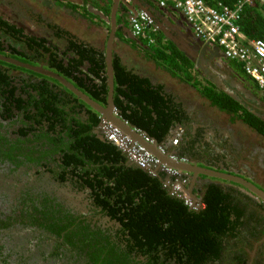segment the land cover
<instances>
[{"label":"trees","instance_id":"16d2710c","mask_svg":"<svg viewBox=\"0 0 264 264\" xmlns=\"http://www.w3.org/2000/svg\"><path fill=\"white\" fill-rule=\"evenodd\" d=\"M203 1L213 8L228 6L235 9L239 2L245 0ZM237 24L246 37V43L264 41V0L245 3ZM61 33L74 37L69 31L61 30ZM158 35V45H150V57L172 75L198 86L191 76L192 62L172 44H161L163 38L160 33ZM46 42L47 39L31 37L25 43L28 47L21 60L39 64L45 54L49 55L48 69L58 72L91 99L107 106L109 85L105 51L92 46H79L73 39L63 40L57 45ZM142 42L149 43L148 40ZM58 45L64 46L62 54ZM44 49L47 52H43ZM69 50H76L77 53L70 55ZM230 63L238 75L250 81L243 63L236 60H230ZM85 66H89L88 73L83 71ZM113 66L114 104L123 120L149 138H155L165 151L174 152L179 158L193 161L207 153V150L203 152L192 144L188 148L192 151L191 155L187 154L185 147L190 143L187 139L189 141L191 136L193 119L182 103L167 96L165 85L153 83L150 77L135 73L117 55H114ZM17 70L20 68L12 65L0 67V102L3 101L10 117L13 116L12 110H22L24 124L34 121L36 125H41L45 120L56 133L62 127L57 121L66 127L71 146L65 155L67 168L60 175L61 180H67L69 174L73 182L82 181L85 188L92 190L96 205L121 224L114 240L110 236L100 239L98 236L101 233L90 231L88 227L79 228L77 232L68 231L65 240L75 250L86 253L88 264H137L136 258L140 255L147 257L149 264H247L250 258L248 250L263 236V204L218 179L194 189L200 199L198 204L202 203L204 207L190 209L184 199L172 192V181L177 178L172 177L168 185L166 173L155 176L137 164H131L126 153L93 132L100 123L99 115L92 114L94 121L90 124L71 117L66 110L84 106L88 107L87 110L92 109L76 100L70 90L57 80L41 74L40 82L28 81L19 88L12 77V72L17 74ZM90 72L95 75L94 79L88 76ZM85 77L91 81L90 84L84 80ZM208 84L200 91L221 109L219 111L229 115L232 124H244L264 136V118L216 89L210 81ZM74 101L76 104L73 105ZM30 125V130L37 129L34 123ZM177 127H183L185 131L180 136L179 146H174L173 132ZM46 137L53 142L64 141L60 135L51 136L49 130L40 134V139ZM168 141L171 142L169 146ZM55 227L52 224L50 229ZM75 238L78 240L75 241ZM259 258L260 255L255 256L254 264H264Z\"/></svg>","mask_w":264,"mask_h":264},{"label":"flooded vegetation","instance_id":"af4514ba","mask_svg":"<svg viewBox=\"0 0 264 264\" xmlns=\"http://www.w3.org/2000/svg\"><path fill=\"white\" fill-rule=\"evenodd\" d=\"M36 1L38 2V0H0V56L4 58H0V67L12 65L20 68V70H17V74H14L16 71H14V73L12 72L13 81L19 88L28 81L40 82V74L50 78L53 77L43 74L42 72L21 67L6 60V58L59 74L47 68L50 61V56L47 54L44 55L43 60L39 64H31L21 60L24 51L26 52L25 48L28 47L25 43L29 41L31 37L47 39L48 42H46V44L53 42L54 45L61 44L63 40L73 39L77 41L79 46L96 47L98 50H104L105 53L110 38L109 34L105 47L99 48L98 45L96 46L93 39H91L92 41H88V39L81 38L78 36L79 33L75 34V32H72V30L62 25L64 21L56 20L55 14H58L62 17L65 16L74 26L82 25L84 20L79 10L82 9V6H85V0H39L41 3L44 1L40 7L36 5ZM88 1L92 4H99L102 0ZM105 1L107 2L108 0ZM89 9L93 11L91 8ZM65 17L63 18L65 19ZM89 28L94 31L93 36L95 39L102 37V29L100 27L97 29L93 26H89ZM61 30L69 31L74 37L71 38L63 35ZM211 46L218 49V51H223L217 44ZM58 47L60 48L58 51L62 54L64 49L62 47L64 46L61 47L58 45ZM43 52H47V50L44 49ZM68 53L73 55L77 53V51L69 50ZM36 58L39 60L38 56ZM219 60L218 69L229 66V64L231 65V59L225 55L224 57L221 56ZM88 67L89 66L83 67V71L88 73ZM199 72H202V70H199ZM210 75L213 74L210 73ZM84 76L86 75L84 74ZM88 76L92 79L95 78V75L91 72ZM238 78L241 79L240 81L244 83V86L245 83H247V85L240 91L231 89L233 92L232 95L224 92L247 107L248 110H251L257 116L264 118V91L251 77L248 76L252 83L241 75H238ZM55 80L62 84L58 79ZM84 80L89 82V84L91 83L86 77ZM95 81L98 82L97 79ZM69 82L76 89L80 90L71 81ZM193 82H197V80L194 79ZM51 85L54 86L52 82ZM62 85L74 94L76 100L79 99L92 109L87 110L88 107L85 106L82 107L83 109L77 107V110H66L68 114L72 115L71 117L81 119V121L86 124H90L94 121L91 117L92 114H97L96 117L99 115L100 123L93 129V132L99 134L101 138H105L102 131V124L105 121L112 122L104 118L98 110L84 101L74 91L64 84ZM197 85L198 86H192L200 92L205 101L210 102L211 107L209 106V108H218L200 91V88L205 86L199 85L198 82ZM207 86H209V84ZM80 91L88 95L84 91ZM165 93L167 96L173 97L176 102L181 103L178 93L170 86H166ZM108 100L109 94L107 102ZM2 102L3 101L0 102V264H88L89 258L86 253L75 250L65 240L68 231L73 230L77 232L79 228L88 227L90 231L101 233L98 238L104 239V237L110 236L111 239L114 240L121 224L107 211H104L101 207L96 205L92 198V190L88 187L85 188L82 181L78 182L76 180L73 182L71 178L72 175L69 176V174H67V180H61L60 175L64 173L67 168L64 164L65 155L69 153V147L71 146L68 129L66 127L64 128L58 121L57 124L62 127L57 129V133L51 130L50 125H48L45 120L41 125H36L34 121L24 124L23 111L14 109L12 110L13 116L10 117V112L4 108ZM74 104H76L75 101L73 105ZM183 108L186 110L184 106ZM202 108L206 112V108L203 106ZM31 111L33 113L36 112V110ZM113 115L120 117L116 110L113 111ZM225 118L224 120L219 118L217 120V118L211 116L209 121L213 124L214 122L216 123V125L214 124V127H216L214 132H210L214 130L213 127L206 125L204 122L202 123L200 119L197 120L196 126L199 129H203V137L200 139L198 138L197 141H193L196 136L193 134L189 138V146L185 147V149L187 154L191 155L192 151L188 148L195 142V145H197L198 141H201V144H205L206 140L203 138L206 135H211L210 137H213L215 142H217V140H224L227 144H225V149L220 151L221 154L219 152L213 154L212 150L209 151L211 143L210 146H206V149H209L202 158L199 157L191 162L194 165L200 166V161L208 164V162L204 160L210 159L213 160V165H215L214 170L217 172L236 175L249 180L236 171L231 172L229 170L231 168L229 167H231V163H234L235 160H239V158L245 160L254 153L255 155H263L264 136L254 129L241 124V126L257 134L251 135L250 137L249 133H246L242 128L236 126L238 123L232 124L230 122L228 114ZM32 123L35 124L37 129H29ZM48 130L51 136L60 135L64 138V141L53 142L49 141L47 137L40 139V134L42 132H48ZM22 131H24V133H22ZM227 132H230L229 136H227ZM198 136L199 135H197V137ZM259 143H261V146L257 148L256 146ZM167 145H171V142L168 141ZM253 147H255V149L250 151ZM260 149H262V151H259ZM217 156H220V158L217 159ZM248 164L249 165L243 166L246 170L250 171L249 166L252 169V165L250 163ZM219 168L221 170H219ZM259 177L264 180V166L261 167ZM213 180L214 179L207 178L206 175H198L195 177L192 174L189 178L184 179V183L182 179L180 181L182 184H185L187 189H190L192 194L196 197L194 189L198 188V186L201 187L203 183H211ZM219 181H221L222 184L238 188L241 192L252 197L256 202L264 205L262 199L253 195L242 185L223 179H219ZM249 181L253 183L251 180ZM193 183L194 185L191 187ZM253 184L256 185L255 183ZM256 186L264 190V187L261 188L258 185ZM182 197L185 201L187 198L186 203L192 210H199L204 207L200 204L197 206L192 198L191 202H189L190 196L187 194L185 195L186 198L184 196ZM252 216L255 218L259 217L257 215ZM52 224L56 227L51 230L50 227ZM74 240L77 241L78 238ZM248 252H250V258L247 264H254L253 259L257 255L261 256L259 260L261 263H264V232L262 238L255 242L253 248L248 250ZM136 260L138 261L137 264H149L148 258L145 256L140 255Z\"/></svg>","mask_w":264,"mask_h":264},{"label":"crops","instance_id":"0c3cea01","mask_svg":"<svg viewBox=\"0 0 264 264\" xmlns=\"http://www.w3.org/2000/svg\"><path fill=\"white\" fill-rule=\"evenodd\" d=\"M84 5L85 6H82V9L79 10L84 20V33L88 34L89 37L94 40L96 46L98 45L99 48H104L109 38V34L111 35L113 30L112 15L114 13L116 17V19H114L116 22L113 41L114 55L119 56L124 65L133 70L135 73L142 75L143 77H150L153 83L163 84L165 85V88L166 86H170L174 89L175 92L178 93L181 100L180 102L185 107L188 114L191 117L193 116V130L200 132V135L202 136L203 129L197 128V120L200 119L202 123L204 122L206 125L213 127L214 130L210 132H214L216 130L214 124L216 125V123L213 121V124L209 121L211 116L217 118V120L218 118L221 120L226 119L225 117L227 114L225 113V115L224 112L219 111V108H209V106L211 107L210 102L205 101L200 92L197 91L191 84L182 81L179 77H176L166 71L164 67L159 66L150 57L151 50H149V48L151 46L143 43V39L134 36L130 24V11L135 10L140 12L144 10L155 19L159 29L158 33H160V37L163 38V45L169 46L172 44L178 52L192 62L193 67L190 69L191 76L193 75V72L195 74H200V76H202L207 83L210 81L216 89L225 91L231 95L233 93L231 89L238 91L243 89L247 83H245L244 86V83L240 81L241 79L238 78V74L230 64L229 66L218 69V63L220 62L219 59L221 56L224 57L223 51H218V49H215L213 46H208L199 40L194 32L193 26L187 20L185 15L174 6L173 2H170L166 7H161L154 0H132L130 4H125L122 0H118V2H115L114 0H109L107 2L102 0L99 4H92L90 1L85 0ZM127 5H130V7ZM88 7L93 11H91ZM98 11L104 13L108 20L103 17L104 15L96 13ZM69 25L71 26L69 27ZM89 26H93L97 29L100 27L102 29V37L95 39L93 36L94 31L90 29ZM66 27L72 30L75 26L72 23H67ZM73 32H75V30ZM78 33V36L81 37L80 32ZM91 39L88 41H92ZM199 70H202V72H199ZM210 73L213 75H210ZM202 106L206 108V112L203 110ZM237 126L242 128L246 133H249L250 137L251 135H257L241 125ZM180 131L182 132L181 129ZM229 133L227 132V136H229ZM210 136L211 135H206L203 139L206 140V146H210V144L213 143L211 144V148L214 149L207 148V150H212V153L215 154L216 152L220 153L221 150L225 149L224 147L227 143H225L224 140H217V142H215V139ZM196 140L197 139H195V141ZM187 142H189L188 139ZM260 146L261 143H259L256 147L259 148ZM253 149H255V147H253L250 151H253ZM259 151H262V149ZM205 154L206 153H203L199 155V157L202 158ZM239 160H235L234 163H231V167L228 166L231 168L229 170L231 172L236 171L238 174L248 178L261 188L264 187V180L259 177L261 167L264 166V154L260 156L258 154L255 155L254 153L245 160L241 158H239ZM248 163L252 165V169L249 166L250 171L246 170L243 166L249 165ZM219 170L221 169L219 168Z\"/></svg>","mask_w":264,"mask_h":264},{"label":"built area","instance_id":"2783aa9c","mask_svg":"<svg viewBox=\"0 0 264 264\" xmlns=\"http://www.w3.org/2000/svg\"><path fill=\"white\" fill-rule=\"evenodd\" d=\"M132 0H123L126 4ZM161 7L168 5L171 1L176 8L181 10L188 21L192 24L196 34L206 43L217 44L224 50V54L229 59L242 61L247 74L264 91V41H253L246 44V37L241 32L237 21L239 13L244 4L250 0L241 1L237 8L220 6L218 9L208 7L203 0H154ZM130 24L134 36L148 40L150 44H156L158 26L155 19L147 12L140 11L136 14L131 13ZM104 135L114 142L123 152L126 153L129 160L155 175L158 168L159 173H166L169 176L177 178L172 181L173 194L180 195L182 187L179 172L163 164L162 161L154 156L146 147L125 134L114 124L105 121L102 124ZM178 140L174 141L177 144ZM156 176V175H155ZM184 183V179L182 178ZM170 183V181H168ZM182 184V183H181ZM182 196V195H181Z\"/></svg>","mask_w":264,"mask_h":264},{"label":"water","instance_id":"95a60500","mask_svg":"<svg viewBox=\"0 0 264 264\" xmlns=\"http://www.w3.org/2000/svg\"><path fill=\"white\" fill-rule=\"evenodd\" d=\"M109 1V0H108ZM115 2H118V0H114ZM123 1V0H122ZM127 4V3H126ZM130 7V5H127ZM144 11V10H143ZM133 14L138 13V11L132 10L130 11ZM99 13L100 15H104L103 17L108 20L107 16L102 13V12H96ZM148 13V12H147ZM112 25H113V30L111 32L109 41H108V45L106 48V62H107V69H108V81H109V100L107 103V106H102L101 104L97 103L96 101L92 100L88 95H85L84 93H82L80 90L76 89L68 80H66L63 76L56 74L54 72L51 71H47L43 68H37V67H33L30 64H26V63H22V62H18L15 61L13 59H7L10 62H13L21 67L27 68V69H31V70H35L37 72H42L43 74H46L48 76H51L55 79H58L60 82H62V84H64L65 86H67L69 89H71L72 91H74L77 95H79L84 101H86L88 104H90L93 108H95L96 110H98L102 116L106 119H108L109 121H111L112 123H114L117 127H119L123 132H125L126 134H128L133 141L138 142L140 145L146 147L154 156H156L157 158L161 159L162 162H164L165 164H168L169 166L176 168V169H182V170H186L189 171L191 173H193V176L197 177L199 174H204L207 175L209 177H215V178H219V179H223V180H227L230 182H234V183H238L240 185H242L245 189L249 190L253 195L259 197L260 199H262L264 201V190H261L260 188H258L256 185H254L253 183H251L249 180L245 179V178H241L239 176L236 175H230V174H226V173H222V172H217L216 170L213 169H208V168H201L197 165H193L191 163H179V162H175L170 158L169 153H163L160 148H159V142L155 139L152 138V143H149L145 140L144 137H148L146 133L143 132H137L136 128L130 126L128 123H126L124 120H122L120 117H117L115 115H113V111L116 110V112L120 115V112L116 109L117 107L114 104V100H113V94H114V86H115V82H114V66H113V57H114V53H113V41H114V33H115V14L113 13L112 15ZM0 58L4 59L2 56H0ZM222 165V164H221ZM220 165V166H221ZM159 169V168H158ZM155 170V175L159 176V170ZM168 185H170V183H168ZM179 187H182V190L188 194L189 196H192L194 199V195L192 194V191L190 189H185V187L181 184L178 183ZM194 185V183L191 185V187Z\"/></svg>","mask_w":264,"mask_h":264},{"label":"clouds","instance_id":"9594fccd","mask_svg":"<svg viewBox=\"0 0 264 264\" xmlns=\"http://www.w3.org/2000/svg\"><path fill=\"white\" fill-rule=\"evenodd\" d=\"M43 2V1H42ZM171 1H169L168 2V4L170 3ZM44 3V2H43ZM130 4V3H129ZM206 4V3H205ZM207 5V4H206ZM175 6V5H174ZM208 7H211V6H209V5H207ZM166 7V6H165ZM220 7V6H219ZM218 7V8H219ZM211 8H213V7H211ZM218 8H214V9H218ZM181 11V10H180ZM139 12V11H138ZM131 15V14H130ZM188 20V19H187ZM191 24V23H190ZM192 25V24H191ZM194 29V28H193ZM159 31V30H158ZM194 32H195V29H194ZM195 34H196V32H195ZM197 35V34H196ZM158 34L156 35V38L158 39ZM197 37L199 38V40H201L202 42H204L205 44H207L208 46H211V44H209V43H206L202 38H200L198 35H197ZM256 41H259V40H256ZM260 41H262V40H260ZM149 42V41H148ZM201 42V43H202ZM253 41H250L249 43H246V44H250V43H252ZM149 45H154V46H157L158 45V40H157V43L156 44H150V43H148ZM161 44H163L162 43V41H161ZM222 50H223V48H222ZM223 53H224V50H223ZM225 55V54H224ZM231 60H236V59H231ZM236 61H238V62H241V63H243L242 61H239V60H236ZM243 65H244V63H243ZM244 69H245V66H244ZM245 72H246V70H245ZM246 74H247V72H246ZM248 75V74H247ZM140 76H142V75H140ZM249 76V75H248ZM193 77H194V79L195 80H197V82H198V84L199 85H202V86H207L208 85V83H207V81L202 77V76H200V74H195L194 72H193ZM250 77V76H249ZM193 79V80H194ZM190 84V83H189ZM187 112V111H186ZM192 118V117H191ZM119 128V127H118ZM193 128H194V123H193V121H192V129H191V136L194 134V135H196L195 137H194V140L193 141H195V139H197L198 140V138L200 139V138H202L203 137V135L201 136L200 135V132H198V131H195V130H193ZM180 129L182 130V132L180 131ZM137 130V132H139L140 130H138V129H136ZM184 128L183 127H177L176 128V130L173 132V141H172V144L174 145V146H179V142H180V137H177V136H181L183 133H184ZM141 132V131H140ZM194 132V133H193ZM125 133V132H124ZM196 133V134H195ZM126 134V133H125ZM128 135V134H127ZM197 135H199L198 137H197ZM105 136V135H104ZM190 136V137H191ZM189 137V138H190ZM105 138L108 140V141H110L106 136H105ZM145 138V140L147 141V142H149V143H152L153 141H152V138H149V137H144ZM175 140H178V142H177V144H174V141ZM196 140V141H197ZM110 142H112V141H110ZM112 143H114V142H112ZM196 143V142H195ZM195 143H193V145H195ZM115 144V143H114ZM213 144V143H212ZM116 145V144H115ZM117 146V145H116ZM196 147H200L203 151H205V150H207L206 149V145L205 144H201V141H198V144L197 145H195ZM202 146V147H201ZM118 147V146H117ZM119 148V147H118ZM159 148H160V150L163 152V153H169V155H170V158L173 160V161H175V162H179V163H191V164H193L188 158H179L174 152H168V151H165L160 145H159ZM120 149V148H119ZM210 149H214V148H210ZM121 150V149H120ZM123 151V150H122ZM208 152V151H207ZM125 153V152H124ZM129 159V158H128ZM161 160V159H160ZM130 161V160H129ZM205 162H208V164H205L203 161H200L202 164H205V165H200L199 167H201V168H208V169H213L214 170V166L215 165H213V160H208V159H205L204 160ZM131 163H133L132 161H130ZM163 164H165L164 162H162ZM210 163V164H209ZM194 165V164H193ZM167 166H169L168 164H167ZM169 167H171V166H169ZM171 168H173V167H171ZM174 169H176V168H174ZM178 172H179V174L180 175H177V176H180V178L182 179H185V178H189L193 173H191V172H189V171H186V170H182V169H176ZM167 175V174H166ZM202 175H204V174H199V176H202ZM172 177L173 176H169V175H167V179H168V181H172ZM206 177L207 178H209V179H214L212 182H216L217 180L216 179H218V178H215V177H209V176H207L206 175ZM184 187H185V189H187V187H186V185L185 184H182ZM183 191V190H182ZM185 192L183 191L180 195H178L179 197H181L182 199H183V194H184ZM182 195V196H181ZM185 195H186V193H185ZM188 195V194H187ZM252 196V195H251ZM195 197V196H194ZM186 198V197H185ZM193 199L194 201H195V203L197 204V206H199V204H198V202H200V199H198V196L196 195V197H195V199L192 197V196H190V199ZM186 202H187V198H186ZM201 205H203L202 203H201Z\"/></svg>","mask_w":264,"mask_h":264},{"label":"rangeland","instance_id":"374dc122","mask_svg":"<svg viewBox=\"0 0 264 264\" xmlns=\"http://www.w3.org/2000/svg\"><path fill=\"white\" fill-rule=\"evenodd\" d=\"M38 2H39V0H38ZM38 2L36 1V5H37L38 7H40V5L43 4V2H42V3H41V2L38 3ZM55 18H56L57 21H64V22L62 23V25H64V26H66L67 23H72V22L69 21L66 17H65V19H64L62 16H60V15H58V14H55ZM70 26H71V25H69V27H70ZM74 30H75V33L80 32L82 38H84V39H88V40L91 39V38L89 37L88 34L84 33L85 30H84V25H83V24H82V25H76L75 27L72 28V32H73ZM84 36H85V37H84ZM183 196L185 197V193L183 194ZM203 206H204V205H203Z\"/></svg>","mask_w":264,"mask_h":264},{"label":"bare ground","instance_id":"6f19581e","mask_svg":"<svg viewBox=\"0 0 264 264\" xmlns=\"http://www.w3.org/2000/svg\"><path fill=\"white\" fill-rule=\"evenodd\" d=\"M188 201L191 202V199H189Z\"/></svg>","mask_w":264,"mask_h":264}]
</instances>
